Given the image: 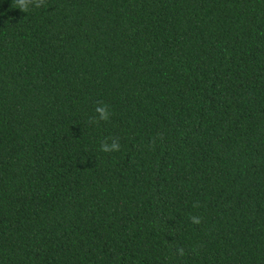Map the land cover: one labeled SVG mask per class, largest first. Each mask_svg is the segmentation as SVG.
Returning a JSON list of instances; mask_svg holds the SVG:
<instances>
[{
  "label": "trees",
  "instance_id": "obj_1",
  "mask_svg": "<svg viewBox=\"0 0 264 264\" xmlns=\"http://www.w3.org/2000/svg\"><path fill=\"white\" fill-rule=\"evenodd\" d=\"M39 2L0 0V264H264V0Z\"/></svg>",
  "mask_w": 264,
  "mask_h": 264
},
{
  "label": "clouds",
  "instance_id": "obj_2",
  "mask_svg": "<svg viewBox=\"0 0 264 264\" xmlns=\"http://www.w3.org/2000/svg\"><path fill=\"white\" fill-rule=\"evenodd\" d=\"M34 2H35L37 7L40 6L39 0H15L17 8L20 9L21 11H27L29 4L34 3ZM105 119H107V117H105ZM101 147H102L103 151H108L107 149L103 148V146H101ZM113 147L115 148L116 151L119 150V147H117L115 145ZM193 222L198 223L199 221H198V219L194 218Z\"/></svg>",
  "mask_w": 264,
  "mask_h": 264
}]
</instances>
